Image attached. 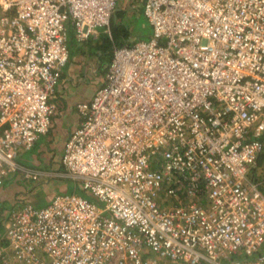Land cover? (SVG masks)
<instances>
[{"label": "built area", "instance_id": "obj_1", "mask_svg": "<svg viewBox=\"0 0 264 264\" xmlns=\"http://www.w3.org/2000/svg\"><path fill=\"white\" fill-rule=\"evenodd\" d=\"M116 5L0 0V185L19 169L89 192L13 208L0 264H264V0H144L151 34L122 43ZM69 25L103 26L111 57L63 168L30 170L16 156L49 129Z\"/></svg>", "mask_w": 264, "mask_h": 264}, {"label": "crops", "instance_id": "obj_2", "mask_svg": "<svg viewBox=\"0 0 264 264\" xmlns=\"http://www.w3.org/2000/svg\"><path fill=\"white\" fill-rule=\"evenodd\" d=\"M132 4L133 6H136V2H133ZM120 8L121 7L117 2L113 16L111 18V29L113 27L115 30L112 29V32H117L116 40L118 43L129 42L132 39H127V37H125V31L121 28V24H119V11H122ZM136 10L138 11L139 9ZM146 22H148L147 19ZM69 27L70 30L68 32L67 39L69 57L67 62L71 60L74 61V64L78 62L80 68L78 71H76L78 65L68 63L69 65L63 71L67 62L61 67L60 77L55 84L54 91L50 95V100L55 104V111L51 117L49 129L46 132L41 133L30 148L19 149V152L16 156L19 165L30 170H48L47 168H50L49 170H59L63 168L61 155L64 142L69 132L79 123L81 118L77 104L83 100L91 98L95 89L97 88V83L102 82L105 68L111 57L110 53L106 63L103 65V71L100 73V75H96L98 65H95V60L92 59L93 57H91L92 50H99L100 46H102L101 39L104 37V35L106 36L107 33L104 31L103 26H99L97 29V34L89 36L84 41H78L74 36L73 27L70 25ZM151 31L152 28L149 35L151 34ZM107 39L108 38H106V40ZM76 72H80V74L77 73V75H75ZM87 85H90L92 88H88ZM74 92H79V95H77L78 97H74ZM84 92H87V96L84 95L81 97ZM64 118L67 123L64 122ZM57 119L58 121L59 119L62 121H60L59 126L56 124ZM59 135H62V138H59ZM261 168L264 169V167ZM259 173L261 174V176L258 174L260 178L264 176V170H261ZM50 177L63 178L64 176H55L46 172L36 174L35 176L25 175L24 173H21L19 169L8 172L3 183L0 185V222H2L4 225V218L7 216V214L13 208L19 207L24 202H31L37 206L38 203L33 201V196L30 198L31 193H36V188L41 185V182H48ZM69 190L70 187L67 186L64 190L58 188L56 191L49 193L44 200V203L41 205L46 204L55 193ZM72 190L76 189L73 188ZM3 247H5L4 233L0 235V249Z\"/></svg>", "mask_w": 264, "mask_h": 264}, {"label": "rangeland", "instance_id": "obj_3", "mask_svg": "<svg viewBox=\"0 0 264 264\" xmlns=\"http://www.w3.org/2000/svg\"><path fill=\"white\" fill-rule=\"evenodd\" d=\"M118 5L121 7L120 9H122V11H119V24H121V28L125 31V37H127V39H140V38H147L149 36L150 30H151V25L149 24V22H146V17L144 16V13L142 11V7L144 4V0H118ZM133 2H136V6H133ZM136 9H139L138 11ZM122 22V23H121ZM112 26V24H111ZM114 33V39L116 40V33L117 32H112ZM104 38V39H103ZM100 41H101V45L99 50L97 49H93L92 50V59H94V63L97 66L98 65V70L96 75H100V73L103 71V65L104 63H106L107 58L110 56L111 50H112V40L110 38L109 35H104ZM106 38H108L106 40ZM116 42H118L116 40ZM98 60V61H97ZM68 63H73L74 61H68L63 69V71L67 68V66L69 65ZM79 63L76 62L74 65H78ZM80 68V65H78L76 71H78V69ZM77 73L80 74V72H76L75 75H77ZM83 75V74H82ZM100 83H97L96 87L99 85ZM88 88H92L90 85H87ZM86 91V90H85ZM79 93V92H78ZM77 92H74V97H78L77 95H79ZM87 96V92H84L82 96ZM65 123L66 120L65 118L63 119ZM60 119L58 121H56V124H58V126L60 125ZM62 122V121H61ZM61 127V126H60ZM64 128V127H63ZM62 128V130H63ZM61 130V131H62ZM68 130V129H67ZM66 130V131H67ZM68 137V136H67ZM59 138H62V135H59ZM42 140V138H41ZM262 159L260 161V163L258 162L257 167H256V176H261V174L259 173L261 170H264L261 167H264V147H263V151H262ZM48 170L50 168H47ZM259 174V175H258ZM50 177V179L48 180V182H41V185H39L36 188V193L32 194L30 198L33 196V201L35 203H38V205H41L44 203V200L46 199V197L48 196L49 193L56 191L58 188L61 190H64L65 187H70L69 191H76L77 193H84V195H89L88 190L84 189L81 186L80 180H74L72 178L69 177ZM65 178V179H64ZM59 184V186H58ZM58 187V188H57ZM76 189V190H72V189ZM102 203V202H101ZM37 205V206H38ZM42 206V205H41ZM5 228L2 222H0V235H2V233H4Z\"/></svg>", "mask_w": 264, "mask_h": 264}, {"label": "trees", "instance_id": "obj_4", "mask_svg": "<svg viewBox=\"0 0 264 264\" xmlns=\"http://www.w3.org/2000/svg\"><path fill=\"white\" fill-rule=\"evenodd\" d=\"M112 29L113 30H115L113 27H112ZM115 32V31H114ZM262 152H261V154H260V156H259V159H258V162L260 163V161H261V159H262ZM260 252H264V247H262L260 250H258L257 252H255V253H260ZM254 255V254H253ZM253 255H251L250 257H252ZM233 257H236V256H233Z\"/></svg>", "mask_w": 264, "mask_h": 264}]
</instances>
